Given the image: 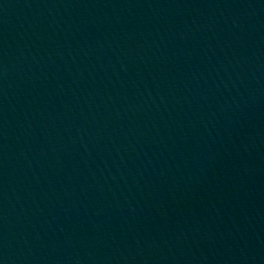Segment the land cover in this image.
Masks as SVG:
<instances>
[{"label": "water", "instance_id": "95a60500", "mask_svg": "<svg viewBox=\"0 0 264 264\" xmlns=\"http://www.w3.org/2000/svg\"><path fill=\"white\" fill-rule=\"evenodd\" d=\"M232 0H0V264H102Z\"/></svg>", "mask_w": 264, "mask_h": 264}]
</instances>
